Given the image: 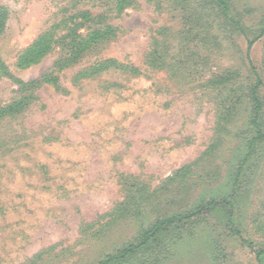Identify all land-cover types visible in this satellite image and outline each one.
Instances as JSON below:
<instances>
[{
  "label": "rangeland",
  "instance_id": "rangeland-1",
  "mask_svg": "<svg viewBox=\"0 0 264 264\" xmlns=\"http://www.w3.org/2000/svg\"><path fill=\"white\" fill-rule=\"evenodd\" d=\"M225 2L0 0V264H101L220 198L231 221L174 222L122 264H264L230 232L264 250V140L240 162L264 0Z\"/></svg>",
  "mask_w": 264,
  "mask_h": 264
},
{
  "label": "trees",
  "instance_id": "trees-1",
  "mask_svg": "<svg viewBox=\"0 0 264 264\" xmlns=\"http://www.w3.org/2000/svg\"><path fill=\"white\" fill-rule=\"evenodd\" d=\"M206 3V7L213 6L215 8H219V10L225 15L227 11V6L225 0H204ZM88 15V14H87ZM226 19H229V16H225ZM229 22L235 26L239 27V22L235 21L234 19H229ZM107 31L111 33L112 29L107 28ZM103 33L101 31H97L93 34V37L90 41L97 40L100 38H103ZM253 42H249V51L252 47ZM41 50H38V53L41 54V56L45 55L46 53V45L45 43H41V46L39 45ZM249 67L250 70L255 77L256 84L252 87L250 91V98L251 102H253V108L250 114V117L248 119V131L253 133L255 136H253L250 141L247 144L246 151L244 153L243 159L240 160V162H245L250 157V155L256 150L257 142L264 140V122L262 121V115H263V104L258 96V88L261 84L260 75L257 72L256 68L254 67L252 61L249 59ZM4 113V111H0V116ZM237 183V180L235 179L234 184ZM221 209L223 211H226L229 214V220L231 221L232 212L234 209V204L228 199V198H220L212 199L209 202L197 207L194 209L193 212L186 215H178L173 216L167 219L158 220L155 225H153L150 229L146 230L141 239L136 244H131L124 248L123 250L119 251L117 255L115 256H108L105 258L101 264H122V262L126 259L127 256L132 255L137 249L142 248L152 240V238L156 237L161 233L162 231L168 232L169 235V228H167L170 224L174 222H182V221H188L194 217L200 216L204 213L210 212L212 210ZM230 232L233 233V235L237 236L241 239L242 243L250 248L254 253L256 254L257 258L264 257V250L262 251H256L254 245L246 240L242 233L237 230L236 228L232 227L230 229Z\"/></svg>",
  "mask_w": 264,
  "mask_h": 264
}]
</instances>
